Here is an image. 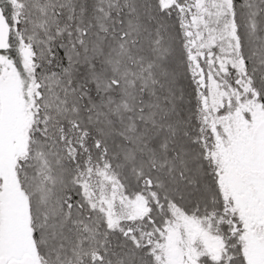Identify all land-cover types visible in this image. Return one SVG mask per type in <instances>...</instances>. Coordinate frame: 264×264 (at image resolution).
<instances>
[{"label": "snow or ice", "instance_id": "obj_1", "mask_svg": "<svg viewBox=\"0 0 264 264\" xmlns=\"http://www.w3.org/2000/svg\"><path fill=\"white\" fill-rule=\"evenodd\" d=\"M0 264H264V0H0Z\"/></svg>", "mask_w": 264, "mask_h": 264}]
</instances>
